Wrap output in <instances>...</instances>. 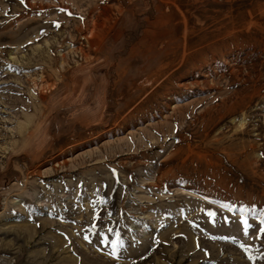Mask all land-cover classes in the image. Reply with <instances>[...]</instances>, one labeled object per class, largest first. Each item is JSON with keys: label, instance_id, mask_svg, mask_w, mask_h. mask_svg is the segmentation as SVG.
<instances>
[{"label": "rangeland", "instance_id": "1", "mask_svg": "<svg viewBox=\"0 0 264 264\" xmlns=\"http://www.w3.org/2000/svg\"><path fill=\"white\" fill-rule=\"evenodd\" d=\"M264 0H0V264H264Z\"/></svg>", "mask_w": 264, "mask_h": 264}, {"label": "snow or ice", "instance_id": "2", "mask_svg": "<svg viewBox=\"0 0 264 264\" xmlns=\"http://www.w3.org/2000/svg\"><path fill=\"white\" fill-rule=\"evenodd\" d=\"M262 223H264V221H262ZM262 231H264V230H262Z\"/></svg>", "mask_w": 264, "mask_h": 264}]
</instances>
